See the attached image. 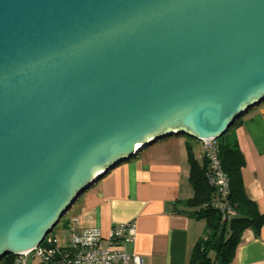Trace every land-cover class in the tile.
<instances>
[{"label":"water","instance_id":"obj_1","mask_svg":"<svg viewBox=\"0 0 264 264\" xmlns=\"http://www.w3.org/2000/svg\"><path fill=\"white\" fill-rule=\"evenodd\" d=\"M264 102V0H0V263L155 142Z\"/></svg>","mask_w":264,"mask_h":264},{"label":"crops","instance_id":"obj_2","mask_svg":"<svg viewBox=\"0 0 264 264\" xmlns=\"http://www.w3.org/2000/svg\"><path fill=\"white\" fill-rule=\"evenodd\" d=\"M228 134L246 160L245 193L264 215V102ZM179 137L155 142L89 189L67 214L73 234L92 230L107 237L114 226L134 222L135 239L125 245L128 253L140 256L143 264H190L207 224L185 211V202L194 196L188 148L203 165L204 146ZM231 264H264V226L259 236L250 229L244 232Z\"/></svg>","mask_w":264,"mask_h":264},{"label":"trees","instance_id":"obj_3","mask_svg":"<svg viewBox=\"0 0 264 264\" xmlns=\"http://www.w3.org/2000/svg\"><path fill=\"white\" fill-rule=\"evenodd\" d=\"M228 135L226 133L215 144L229 186V194L222 201L235 212L229 220H224L220 209L213 206L217 192L208 182V160L204 156L201 165L188 148L190 183L194 196L185 202V211H189L188 215L192 217L205 220L207 224V235L193 249L190 264H231L244 232L250 229L259 236L264 226V215L245 193L242 178V170L246 166L245 157L237 142L228 139ZM15 258H5L0 264H15Z\"/></svg>","mask_w":264,"mask_h":264},{"label":"built area","instance_id":"obj_4","mask_svg":"<svg viewBox=\"0 0 264 264\" xmlns=\"http://www.w3.org/2000/svg\"><path fill=\"white\" fill-rule=\"evenodd\" d=\"M203 143L209 163L208 182L217 192L213 206L220 209L224 220H229L235 212L222 201L229 194V186L221 169L217 145L211 140ZM135 234L136 224L129 222L114 226L107 237L92 230L81 236L73 234L66 248L58 247L56 239L48 240L47 236L34 252L16 257L15 264H29L30 256L43 264H143L140 256L125 250V245L134 241Z\"/></svg>","mask_w":264,"mask_h":264},{"label":"rangeland","instance_id":"obj_5","mask_svg":"<svg viewBox=\"0 0 264 264\" xmlns=\"http://www.w3.org/2000/svg\"><path fill=\"white\" fill-rule=\"evenodd\" d=\"M178 139H181V140L191 139L192 140V138L184 136V135L179 137ZM170 140H175V137L170 138ZM194 142H198L197 144H199L200 147L201 145L204 146L203 142H200V141H194ZM83 197L81 199H83ZM75 208H76V204L73 206L72 210L70 211L73 212ZM68 220H69L68 215L64 216L60 220V223L54 228V230L47 237L48 240L56 239L57 246L61 248L68 247L73 237V227L71 226V224L68 223ZM6 258H9V257H6ZM29 264H40V259L38 258L33 259V257L30 256Z\"/></svg>","mask_w":264,"mask_h":264}]
</instances>
